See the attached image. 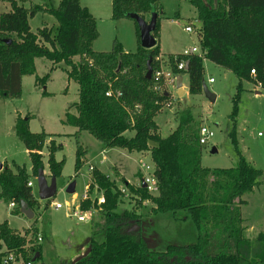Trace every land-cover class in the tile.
I'll return each instance as SVG.
<instances>
[{
  "label": "trees",
  "instance_id": "16d2710c",
  "mask_svg": "<svg viewBox=\"0 0 264 264\" xmlns=\"http://www.w3.org/2000/svg\"><path fill=\"white\" fill-rule=\"evenodd\" d=\"M10 11L0 15V98L21 96V79L34 76L36 59L52 64L49 73L35 77V84L45 85L54 66L63 65L68 81L78 86V101L72 106L75 114L66 113L64 126L85 132L104 149H120L128 154H149L158 194L151 196L142 186L134 187L123 181L124 188L136 203L131 210L118 211L122 200L120 189L108 176L97 169L90 173L87 194L95 188L102 193L98 199L81 200L79 209L93 210L101 224H93L89 253L74 264H264V232L253 239L246 237L241 207L244 196L260 185V170L253 168L238 151L235 138V117L242 82L264 83V0H184L195 10L200 27L195 31L202 56L182 54L168 57L170 71L187 76L188 95L202 94L203 60L234 75L239 85L229 117V139L238 157L235 167L207 169L201 165L202 146L199 145V122L189 108L177 114V126L166 137L159 134L156 116L171 103L170 94L156 92L153 77L147 80L150 60L152 75L159 69L160 8L157 0H111V19H130L131 14L149 20L157 14L152 37L155 46L145 50L125 52L113 42L108 52L92 49L97 39L93 16L82 7L80 0H58L56 7L47 4L24 8L16 0H8ZM51 16L56 25H43L31 31L29 21L37 15ZM131 20V19H130ZM132 21V20H131ZM146 21V20H145ZM148 22V21H147ZM74 58H79L74 62ZM184 62L183 71L177 65ZM110 93L109 96L106 94ZM43 96H48L44 91ZM29 118L15 121V135L28 153L30 172L24 166H3L0 172V200L13 203V216L21 215L25 203L34 217L39 204L27 186L30 178L43 171V149L47 150V165L52 178L60 177L64 159L56 161L61 147L44 132L31 133ZM86 151L78 144L74 170L77 173L85 162ZM143 202L152 205L151 216L184 215L196 229L193 244L171 245L164 252H153L142 237L143 216L138 213ZM49 202L44 210H47ZM177 220V219H176ZM93 228H95L93 230ZM100 228L99 232L95 230ZM38 232L31 230L20 235L7 223L0 224V242L14 251L24 263L34 264L41 258L36 242ZM42 240L44 239L43 234ZM4 254H0V257Z\"/></svg>",
  "mask_w": 264,
  "mask_h": 264
},
{
  "label": "rangeland",
  "instance_id": "374dc122",
  "mask_svg": "<svg viewBox=\"0 0 264 264\" xmlns=\"http://www.w3.org/2000/svg\"><path fill=\"white\" fill-rule=\"evenodd\" d=\"M24 8L32 5L47 4L57 6V0H17ZM160 8L159 50L162 69L168 71V57L183 54L192 47H199L195 31L200 27L195 10L184 0H157ZM82 7L93 16L96 22L98 37L92 44L96 52H108L114 41L127 51L134 53L138 49L136 25L130 19L114 21L111 19V0H80ZM10 10L9 1L0 0V14ZM49 17L37 15L29 21L32 32L47 22ZM51 20H53L51 18ZM149 21V17L145 18ZM191 25L192 33H186L185 26ZM138 29V27H137ZM79 58H74L78 62ZM203 82L208 91L216 97L210 103L203 95L183 97L176 96L174 86L166 88L171 96V103L164 107L156 116L155 122L159 134L166 138L177 126V114L184 108H189L201 125L213 132L210 142L202 146L201 165L207 169H229L235 167L238 157L229 139V117L232 113L233 98L236 96L238 79L231 73L203 60ZM51 63L44 59H36L34 76H25L21 84V96L17 99L0 98V162L7 163L13 170L12 164L28 166L30 161L24 146L15 135V121L18 116L28 117L31 133L45 132L50 134L47 143L53 142L61 147L55 154L56 161L64 158L60 177L55 178L56 194L48 201L38 199L36 178H30L33 183L32 195L39 204V210L32 220L14 218L7 208V203L0 200V224L7 222L14 232L24 235L25 231L35 226L38 233L43 234L42 243L35 242L41 247V258L34 264H74L75 256L87 247L90 241V231L93 224H101L98 213L91 214L92 223H79L71 213L78 210L79 203L85 194L90 173L88 164L107 173L108 178L123 189L124 179L130 185L139 187L142 182L141 165L152 168L149 154H133L127 156L125 151L114 149L103 152L102 146L85 132L76 133V129L62 124L66 113L75 114L73 104L78 101V86L68 81L64 72L65 67L55 66L49 74L45 85L35 84V77L42 78L49 73ZM213 79L212 84L208 80ZM188 84L187 76H183V89ZM242 82L240 86L239 103L235 117V138L241 156L253 168L260 170L262 176L260 185L253 193L244 196L246 202L241 207V216L246 231V237L253 239L258 233L264 232V88ZM48 96H43V92ZM255 93H258L255 95ZM75 134V135H74ZM258 134H261L259 137ZM86 151V161L76 173L74 170L76 145ZM215 149L216 152H212ZM104 153V154H103ZM43 171L48 170L47 151L43 149ZM142 156V157H141ZM102 162V163H100ZM6 166V165H5ZM116 167L117 169H113ZM95 169V168H94ZM46 170V171H47ZM141 170V171H140ZM146 173L147 171L143 169ZM143 172V171H142ZM122 174V176L120 175ZM46 178V176H45ZM124 178V179H123ZM47 180V182L51 181ZM48 182V183H49ZM73 187V193L67 190ZM100 191L92 192L90 198H100ZM49 202L47 210H44ZM53 204H59L61 209L55 210ZM144 204V206H143ZM140 213L142 221V237L153 252H164L168 246L190 245L196 240L197 232L188 220L174 221L171 214L151 216L152 205L144 202ZM136 207L134 200L123 198L118 211L131 210ZM184 215L180 214L181 219ZM28 223L27 228H25ZM24 228V229H22ZM95 228H93L94 230ZM100 228L95 231L99 232ZM101 232V231H100Z\"/></svg>",
  "mask_w": 264,
  "mask_h": 264
},
{
  "label": "built area",
  "instance_id": "2783aa9c",
  "mask_svg": "<svg viewBox=\"0 0 264 264\" xmlns=\"http://www.w3.org/2000/svg\"><path fill=\"white\" fill-rule=\"evenodd\" d=\"M184 30L186 33H192L193 32V28L191 25L185 26ZM198 55V56H202V53L200 51V48H196V47H192L190 50L188 51H184L182 55L187 56V55ZM185 68L184 62H180L177 65V69L178 71H183ZM250 76L253 79L254 83L259 86V87H264V83L261 84L256 80V73L251 70L250 71ZM155 84H154V90L156 92L159 93H168V90H166L167 87L169 86H174L175 87V81L176 78L178 77L177 75H174L170 69L168 71H164L162 69V66H159V69L152 75ZM208 84H212L213 83V79H209ZM107 96L110 95V93L106 94ZM213 132L206 127L205 125H201L199 128V132H198V140H199V145L200 146H205L207 145L210 140L213 138ZM258 136L260 137L261 134H258ZM145 169L147 172L145 173L144 170ZM94 170V168L92 166H88V171L92 172ZM143 172H142V171ZM141 174L143 176L142 178V182L140 183L142 185H144L145 189L147 190L148 194H150L151 196H156L158 194V187H157V182L153 176V169L150 166H147L146 164H142L141 165ZM27 186L29 188H33V183L28 181ZM94 192L97 191V188H95L93 190ZM120 192L122 194V199L123 198H128L130 197L129 192L126 188L120 189ZM88 194H87V189L86 192L84 194V196L82 197V200H86L88 198ZM90 198V197H89ZM144 203V202H143ZM142 203V204H143ZM104 204V198L101 194L100 198H98V205ZM54 209L55 210H59L61 209V206L59 204H53ZM144 206V204H143ZM9 211H13V209L15 208V205L13 203H8L7 205ZM88 212H93V210H89ZM88 212H83L81 211L79 208L78 210H73L71 213V216H73L79 223H87L89 218L87 217ZM36 242L38 243H42V236L40 235V233H38L37 237H36ZM0 254H4L3 256L0 257V264H32L31 262H27L24 263L23 260L21 259V257H19V255L15 254L14 251H8L5 246L0 242Z\"/></svg>",
  "mask_w": 264,
  "mask_h": 264
},
{
  "label": "water",
  "instance_id": "95a60500",
  "mask_svg": "<svg viewBox=\"0 0 264 264\" xmlns=\"http://www.w3.org/2000/svg\"><path fill=\"white\" fill-rule=\"evenodd\" d=\"M130 19L134 21L137 24L138 30H139V37H140V46L141 48L145 50H150L155 46V40L152 37V33L155 30L156 23H157V14H153L150 18V20L147 22L140 18L138 15L131 14ZM185 71H187V68L185 67ZM152 77V69L150 67V60L147 63V73L145 75V78L147 80H151ZM202 87V93L204 97L210 102L214 103L216 96L208 91L207 87L205 86L203 82ZM175 90H176V96L177 97H183L185 95V91L183 89V77L178 76L175 81ZM167 94V93H166ZM212 152H216L215 149L212 150ZM3 170L2 163L0 162V172ZM37 189H38V199L40 201H48L52 199L56 194V182L55 178H52L51 181L48 183L45 176L43 175V171H40L37 178ZM144 188L145 186L142 185ZM68 194L73 193V187L71 186L67 190ZM20 212L21 215H23L26 219L32 220L34 217L33 212L27 207L25 203L20 204ZM89 250H87L86 254H84L81 258L88 255ZM81 258H79L77 261H79ZM76 261V262H77Z\"/></svg>",
  "mask_w": 264,
  "mask_h": 264
},
{
  "label": "crops",
  "instance_id": "0c3cea01",
  "mask_svg": "<svg viewBox=\"0 0 264 264\" xmlns=\"http://www.w3.org/2000/svg\"><path fill=\"white\" fill-rule=\"evenodd\" d=\"M5 1H7V0H5ZM17 1V0H16ZM18 3V2H17ZM19 4V3H18ZM57 4H58V0H57ZM19 5H21V4H19ZM10 11V10H9ZM8 11V12H9ZM5 13H7V12H5ZM1 15V14H0ZM39 15H41V14H39ZM42 16H47V17H49V19L47 20V22H44L43 23V25H46L48 28H53L55 25H56V23H55V20L51 17V16H48V15H42ZM51 18L53 19V20H51ZM42 25V26H43ZM30 26V25H29ZM41 26V27H42ZM41 27H39V28H41ZM32 31V30H31ZM125 51V50H124ZM125 52H127V51H125ZM35 62H36V60L34 61V64H35ZM52 67V66H51ZM50 67V68H51ZM54 68H56L55 66H54ZM23 79H24V77H22V79H21V84H22V82H23ZM253 80V79H252ZM252 86H253V88L255 89V86L253 85V84H255L254 82H251L250 83ZM264 88V87H263ZM184 91H185V95H187L188 94V84L186 85V87H184ZM256 94H258V93H255V95ZM217 97V96H216ZM29 121H30V119H29ZM63 122L64 121H62V124H63ZM29 125V124H28ZM45 133V132H44ZM46 134V133H45ZM47 135H50V134H47ZM75 135V134H74ZM56 145H58V144H56ZM102 149H103V152H105V153H107V152H109V151H113L114 149H104L103 147H102ZM120 150V149H119ZM47 151V150H46ZM120 151H123V150H120ZM25 152H26V154L28 155V153H27V151L25 150ZM104 154V153H103ZM127 156H129V157H131L133 154H126ZM141 155V154H140ZM142 157V156H141ZM29 159V158H28ZM62 159H64V158H62ZM85 161H86V156H85ZM100 163H102V162H100ZM6 166H8L7 165V163L5 164ZM2 166H3V164H2ZM13 166V165H12ZM88 166H92L93 168H95V169H97L96 168V166H94V165H92V164H88ZM25 167V166H24ZM8 168H9V166H8ZM26 169H27V171L28 172H30V170H31V165L29 164L28 166H26L25 167ZM113 169L115 170V169H117L116 167H113ZM46 169V167H45V170L43 171V175L44 176H46V180H50V177H51V175H50V172H49V170H47ZM98 171H100L101 173H103L104 175H106L107 173H105V172H103V171H101V170H99V169H97ZM120 175L122 176V174L120 173ZM107 176V175H106ZM124 179V178H123ZM89 181H90V176H89V179H88V183H89ZM124 181H126L125 179H124ZM49 182V181H48ZM127 182V181H126ZM129 184V183H128ZM88 185V184H87ZM86 189H87V186H86ZM86 192V191H85ZM1 202V201H0ZM7 205H8V203H7ZM8 208V207H7ZM79 208V207H78ZM12 211H10V214H12L11 213ZM87 214V217L89 218V220H88V222L87 223H85V224H89L90 223V225H91V223H92V217H91V214H93V215H96L97 213L95 212V211H93V212H88V213H86ZM14 218H20V216H13ZM177 218H173V220L174 221H183V222H186L187 223V219H185V217L183 216L181 219L179 218V216L177 215L176 216ZM26 219V218H25ZM176 219H179V220H176ZM6 222V221H5ZM4 223V222H3ZM7 223V222H6ZM2 224V223H1ZM83 224V223H82ZM7 225H8V223H7ZM8 227L11 229V230H13L14 231V229L13 228H11L9 225H8ZM27 227H29L28 226V223L26 224V226H25V228H27ZM22 229H24V228H22ZM92 230V229H91ZM16 233V232H15ZM90 239L92 238V231H90ZM90 242V241H89ZM88 248H89V245H87V247H85V248H82L81 249V252L80 253H77L75 256H77V257H75V262L79 259V258H81L84 254H86V252H87V250H88Z\"/></svg>",
  "mask_w": 264,
  "mask_h": 264
}]
</instances>
